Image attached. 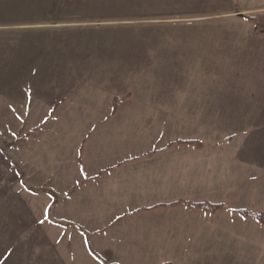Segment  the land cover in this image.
Returning <instances> with one entry per match:
<instances>
[{
    "label": "crops",
    "instance_id": "0c3cea01",
    "mask_svg": "<svg viewBox=\"0 0 264 264\" xmlns=\"http://www.w3.org/2000/svg\"><path fill=\"white\" fill-rule=\"evenodd\" d=\"M189 1L167 23H202L205 4ZM37 26L0 25V134L16 177L0 178V238L21 232L35 264H215L232 219L222 230L219 214L180 202L229 198L255 166L206 125L237 109L220 90L171 80L185 78L174 53L223 44ZM193 140L205 146L176 144Z\"/></svg>",
    "mask_w": 264,
    "mask_h": 264
},
{
    "label": "rangeland",
    "instance_id": "374dc122",
    "mask_svg": "<svg viewBox=\"0 0 264 264\" xmlns=\"http://www.w3.org/2000/svg\"><path fill=\"white\" fill-rule=\"evenodd\" d=\"M199 1L205 4L202 23L178 25L179 21L167 23L166 19L181 16L190 7L189 0H0V25L8 29L24 25H44L45 30L71 29L76 37L88 40L103 39L116 32L125 38L143 40H220L223 45L214 51L211 47H187L184 53H174L185 58L182 68L175 70L183 71L185 78L171 81L175 89L212 91L214 87L220 90L222 103L237 108L213 112L217 114L216 121L211 117L205 122L207 127L208 122L215 124L214 136L220 138L217 147L228 146V150L250 160L255 167L244 175L243 184L238 182L237 187L243 190L230 193L229 198L221 197L218 202L202 204L212 210L218 208L211 213L220 215L222 230L225 218L232 219L227 222L226 234L216 241L215 264H264V224L243 215L258 214L264 220V29L249 20L264 14V0ZM1 32L18 39L16 30ZM3 65L0 61V69ZM1 135L0 178L4 181L7 177L15 183L16 177L10 173L14 172L10 149L5 147ZM186 142H193L200 149L205 146L200 140L176 144H191ZM21 237V232H14L7 242L0 238V264L36 263L35 256H21Z\"/></svg>",
    "mask_w": 264,
    "mask_h": 264
},
{
    "label": "trees",
    "instance_id": "16d2710c",
    "mask_svg": "<svg viewBox=\"0 0 264 264\" xmlns=\"http://www.w3.org/2000/svg\"><path fill=\"white\" fill-rule=\"evenodd\" d=\"M249 20L254 22L260 29H264V14H259V15H256V16H252V17H249ZM117 99H116V105H117ZM186 143H191L193 144V142H186ZM198 143V142H196ZM198 145H200V143H198ZM180 204H187L191 207H195V208H204L206 209L207 211H210V212H215L218 208L216 209H213L206 206V204H195V203H191V202H180ZM221 208V207H220ZM244 216L246 217H253V218H257L260 222L262 221V223L264 224V220L263 219V216H260V215H251V214H243Z\"/></svg>",
    "mask_w": 264,
    "mask_h": 264
}]
</instances>
